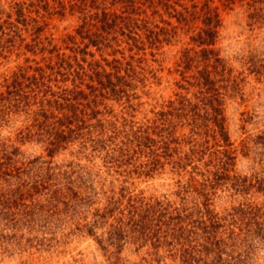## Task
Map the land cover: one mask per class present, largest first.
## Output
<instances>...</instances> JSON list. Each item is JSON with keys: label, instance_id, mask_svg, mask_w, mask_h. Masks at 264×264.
<instances>
[{"label": "rangeland", "instance_id": "374dc122", "mask_svg": "<svg viewBox=\"0 0 264 264\" xmlns=\"http://www.w3.org/2000/svg\"><path fill=\"white\" fill-rule=\"evenodd\" d=\"M0 264H264V0H0Z\"/></svg>", "mask_w": 264, "mask_h": 264}, {"label": "trees", "instance_id": "16d2710c", "mask_svg": "<svg viewBox=\"0 0 264 264\" xmlns=\"http://www.w3.org/2000/svg\"><path fill=\"white\" fill-rule=\"evenodd\" d=\"M232 1V0H229ZM205 14L207 16L206 20L207 22V28L203 29L201 33L199 34V39L202 43L206 44H214L215 43V38L217 36V30L216 27L218 23H213L214 18L218 17V14H213L212 9H210V6L206 3L205 7Z\"/></svg>", "mask_w": 264, "mask_h": 264}]
</instances>
